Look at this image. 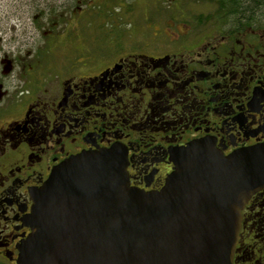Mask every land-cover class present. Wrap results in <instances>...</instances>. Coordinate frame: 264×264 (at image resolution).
<instances>
[{"label":"flooded vegetation","instance_id":"obj_1","mask_svg":"<svg viewBox=\"0 0 264 264\" xmlns=\"http://www.w3.org/2000/svg\"><path fill=\"white\" fill-rule=\"evenodd\" d=\"M227 16L201 17L215 28L174 34L162 50L113 41L29 69L1 56L0 264H19L34 194L72 157L119 149L131 187L158 192L191 143L227 157L264 145V20ZM242 219L232 263L264 264V188Z\"/></svg>","mask_w":264,"mask_h":264},{"label":"water","instance_id":"obj_2","mask_svg":"<svg viewBox=\"0 0 264 264\" xmlns=\"http://www.w3.org/2000/svg\"><path fill=\"white\" fill-rule=\"evenodd\" d=\"M158 192L131 187L119 149L80 154L34 194L19 264H233L245 204L264 188V145L173 154Z\"/></svg>","mask_w":264,"mask_h":264},{"label":"rangeland","instance_id":"obj_3","mask_svg":"<svg viewBox=\"0 0 264 264\" xmlns=\"http://www.w3.org/2000/svg\"><path fill=\"white\" fill-rule=\"evenodd\" d=\"M208 1L0 0V60L7 52L26 69L39 60L55 65L97 56L113 41L167 49L174 34L215 28L216 20L199 24L215 13ZM257 12L264 20V8Z\"/></svg>","mask_w":264,"mask_h":264},{"label":"trees","instance_id":"obj_4","mask_svg":"<svg viewBox=\"0 0 264 264\" xmlns=\"http://www.w3.org/2000/svg\"><path fill=\"white\" fill-rule=\"evenodd\" d=\"M208 2H210V4L213 5L215 4L216 7L214 15L210 16V18L215 15H226L227 17L226 19L230 20V18L227 16L228 14L237 15V13H242L246 15L247 16L246 18L248 19L250 17L256 16V14H258L257 11L259 9L264 8V0H210ZM251 13L253 15H251ZM174 14L175 12L172 14V16H176ZM210 20L207 19L205 20V22L204 20H200L199 24L205 25V23L210 22Z\"/></svg>","mask_w":264,"mask_h":264}]
</instances>
